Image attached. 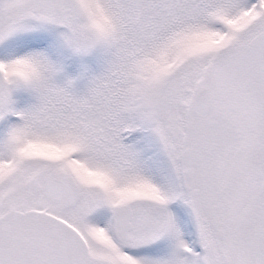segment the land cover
Instances as JSON below:
<instances>
[{
    "label": "snow or ice",
    "instance_id": "6c2138e0",
    "mask_svg": "<svg viewBox=\"0 0 264 264\" xmlns=\"http://www.w3.org/2000/svg\"><path fill=\"white\" fill-rule=\"evenodd\" d=\"M0 264H264V0H0Z\"/></svg>",
    "mask_w": 264,
    "mask_h": 264
}]
</instances>
